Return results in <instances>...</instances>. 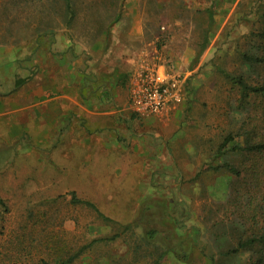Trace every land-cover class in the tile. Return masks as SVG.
Listing matches in <instances>:
<instances>
[{
    "label": "rangeland",
    "instance_id": "rangeland-1",
    "mask_svg": "<svg viewBox=\"0 0 264 264\" xmlns=\"http://www.w3.org/2000/svg\"><path fill=\"white\" fill-rule=\"evenodd\" d=\"M71 8L0 0V264H54L113 235L72 264H153L164 247L147 242L151 228L188 254L160 264H250V252L226 253L264 228V178L251 172L264 158L217 150L227 135L228 148L264 139L263 101L242 98L233 82L264 83V67L242 58L264 54V0H72ZM142 53L180 76L178 102L147 119L120 112L103 142L99 126L64 121L68 81L93 82ZM113 94L119 112L124 92ZM221 161L240 175L210 169ZM72 193L111 222L72 203Z\"/></svg>",
    "mask_w": 264,
    "mask_h": 264
},
{
    "label": "crops",
    "instance_id": "crops-1",
    "mask_svg": "<svg viewBox=\"0 0 264 264\" xmlns=\"http://www.w3.org/2000/svg\"><path fill=\"white\" fill-rule=\"evenodd\" d=\"M128 63L130 64H125L124 67L118 71L116 68H114L109 73H106V77L103 74L96 75V79L94 78L93 82L86 81L84 77L83 81L80 79L74 84L75 86H72V81H68V83L66 82L67 87H65L66 89L64 91L66 94L60 95V99L64 100L66 103L65 114H63L64 121L68 124L70 123V119H76V123L78 125L79 120L83 119L84 122L89 121L92 128L99 126L97 131H94V133L97 135V141L103 142L104 137L107 136L110 138L111 136H114L115 127L118 123L116 116L120 112L127 114L126 116L130 115L133 118H140L134 111L131 102V94L133 90L139 85L141 74H143V72L146 70L148 71L149 69L153 68L155 64L153 59L146 56L145 53L140 54L136 62L129 61ZM159 65L160 70L167 72L163 65ZM29 80L30 79L28 78L19 79L18 81L24 82L18 87H16V82H18L16 80L15 88L17 89L23 86L24 84L28 83ZM96 82L97 87L95 88L94 84H96ZM89 84L93 85L94 87L92 92H89V90H85L84 88ZM117 87H119L121 91L124 92L125 100L122 105V110L119 112L116 111V106L114 105V101L116 102V100L113 94V90H115ZM74 88L77 89L76 93H74ZM54 109L56 108L54 107ZM82 131L85 132V129L83 128ZM82 131L78 130L76 131V134L77 136L80 135L83 139L84 133ZM78 147L81 148V151L86 149L84 142H79ZM95 150L100 151V148H94V151ZM106 150L107 148L105 147V151Z\"/></svg>",
    "mask_w": 264,
    "mask_h": 264
},
{
    "label": "trees",
    "instance_id": "trees-1",
    "mask_svg": "<svg viewBox=\"0 0 264 264\" xmlns=\"http://www.w3.org/2000/svg\"><path fill=\"white\" fill-rule=\"evenodd\" d=\"M65 2V10L72 14V8H71V2L72 0H64ZM264 50V48L262 49ZM242 58L245 63L249 64L250 66L256 65L260 67H264V54L261 56H249V55H242ZM24 81H18L16 82V87L21 85ZM234 84L237 85L240 95L242 98H247L250 95H254L257 97H260V99L264 103V83L257 85V86H248L242 78H236L234 79ZM264 110V107H263ZM234 137L231 135H227L222 143L219 145L217 153L218 155H222L226 151H238L242 152L247 155H255L258 156V159L263 160L264 158V139L261 137L259 140H253L251 137H247V139L244 140L242 145H236L233 144L231 148H228V145H231V143H234ZM210 167L208 166V169ZM214 171L223 170L227 173H230L236 177L240 175L239 170L231 165L228 162L221 161L217 165L210 168ZM251 172L252 176L255 178L263 177L264 178V163H261L259 166L252 165L251 166ZM70 201L75 204H83L89 206L97 217H99L102 221L105 222H111V219L103 215L101 212L98 211V209L90 202L79 200L73 193L71 194ZM0 205L4 206L3 201L0 199ZM262 213H264V207L258 206ZM257 207V208H258ZM256 208V209H257ZM255 209V210H256ZM129 226H124L123 229L128 228ZM118 235H113L111 237H105V238H98L91 240L88 244L83 245L76 253L68 255L64 259H57L54 264H72L74 263L79 257H81L86 250L91 248L92 246L99 244V243H106L113 241L116 239ZM145 239L147 242H153L158 237L162 244H163V251L159 254L158 258L153 262V264H160V261L162 258H164L168 253H171L176 259L180 261H187L188 254L184 251H182L179 247L180 244H177V239L174 238L172 235L164 234L163 231L151 228L147 229L144 234ZM240 251L250 252L251 259L250 264H264V228L260 230L259 234H256L252 237L246 238L242 241H239L237 245L229 250L226 255H234L237 254ZM123 264H127L126 262Z\"/></svg>",
    "mask_w": 264,
    "mask_h": 264
},
{
    "label": "built area",
    "instance_id": "built-area-1",
    "mask_svg": "<svg viewBox=\"0 0 264 264\" xmlns=\"http://www.w3.org/2000/svg\"><path fill=\"white\" fill-rule=\"evenodd\" d=\"M159 68V64L154 65L141 75L139 85L131 94L134 111L140 118L156 116L180 99L183 85L180 76Z\"/></svg>",
    "mask_w": 264,
    "mask_h": 264
}]
</instances>
